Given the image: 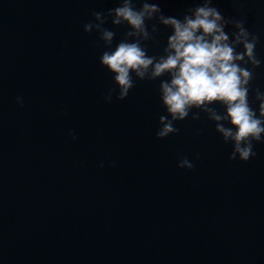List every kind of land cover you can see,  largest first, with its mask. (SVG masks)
<instances>
[{
  "label": "water",
  "instance_id": "obj_1",
  "mask_svg": "<svg viewBox=\"0 0 264 264\" xmlns=\"http://www.w3.org/2000/svg\"><path fill=\"white\" fill-rule=\"evenodd\" d=\"M151 2L182 19L199 0ZM213 3L259 34L264 61V0ZM116 6L0 0V264H264V143L230 160L203 113L158 139L159 80L106 102L113 74L84 24ZM160 27L149 55L171 33ZM253 87L264 91V63Z\"/></svg>",
  "mask_w": 264,
  "mask_h": 264
},
{
  "label": "clouds",
  "instance_id": "obj_2",
  "mask_svg": "<svg viewBox=\"0 0 264 264\" xmlns=\"http://www.w3.org/2000/svg\"><path fill=\"white\" fill-rule=\"evenodd\" d=\"M92 15L94 20L84 24V31L98 33L96 44L99 47L102 41L105 48L100 64L113 74L106 102L113 95L126 99L137 80H159V96L167 115H159L158 139L179 133L177 122L190 115L199 120L203 113L214 122L223 142L232 145L230 160L247 162L257 155L254 142L264 143V91L253 87V81L264 61L257 55L260 36L246 27L244 19L226 17L213 0H199L182 19L165 15L159 3L151 0H118V6ZM109 18L112 29L105 27ZM161 25L171 33L162 53L149 55ZM122 26L126 31L113 47ZM229 26L231 30L226 31ZM17 102L23 107L22 97ZM256 102L258 107H253ZM178 167L194 169L195 164L184 156Z\"/></svg>",
  "mask_w": 264,
  "mask_h": 264
}]
</instances>
